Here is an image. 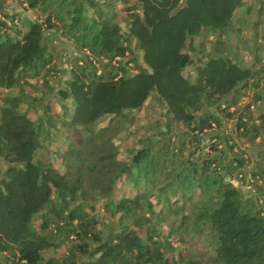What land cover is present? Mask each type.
I'll return each instance as SVG.
<instances>
[{"label":"trees","instance_id":"obj_1","mask_svg":"<svg viewBox=\"0 0 264 264\" xmlns=\"http://www.w3.org/2000/svg\"><path fill=\"white\" fill-rule=\"evenodd\" d=\"M7 1L0 0V264H264V188L255 199L228 180L248 175L254 188L264 181L229 154L234 131L251 141L264 132V92L255 95L253 104H263L250 130V114L221 108L264 85L260 49H243L255 59L243 67L227 44L249 12L245 1L133 0L122 10L126 31L114 0H20L42 15L35 20L6 11ZM58 35L74 54L69 78L56 87ZM206 35L212 40L197 50ZM193 53L205 60L192 79L184 71ZM116 57L126 61L115 67ZM150 97L165 104L167 130L119 159L118 138ZM222 117L235 121L234 131H224ZM211 123L216 131L204 134ZM172 198L190 210L180 206L163 236L157 226Z\"/></svg>","mask_w":264,"mask_h":264},{"label":"rangeland","instance_id":"obj_2","mask_svg":"<svg viewBox=\"0 0 264 264\" xmlns=\"http://www.w3.org/2000/svg\"><path fill=\"white\" fill-rule=\"evenodd\" d=\"M115 1V10L117 12V22L119 23L122 30L126 31V21H125V13L122 11L125 7H128L131 5V2L133 0H114ZM247 7L245 9H249V12L244 14H241V18L243 23H239L236 27L240 28V31L237 33H232L229 37V41L227 44L228 47L231 48L232 52L236 54L235 59L238 64H240L243 67H252L255 59L254 55L251 53H248L244 51L245 49H250L252 51L259 50L257 55L261 58L262 63H264V44L262 35L264 33V0H244ZM260 5H263V12L262 15L259 16L257 9ZM5 10L9 13H16L20 16H23L25 18H29L31 20H35L38 17H41L42 15L38 13L37 11H30L27 10L25 5H22L20 0H8L5 3ZM245 11V10H243ZM85 17L87 20H90L94 14L91 9H86L85 11ZM42 18V17H41ZM40 19V18H39ZM255 23H260L258 27L254 28L252 27ZM256 32V34H255ZM58 40V41H57ZM212 40V38L208 35L200 37L196 39L194 46L197 50L201 49V45H207L209 41ZM54 45L57 46L56 49L53 50L51 47L52 54L54 55L55 63L54 66L57 70V73H51L54 76V85L62 86L64 81H66L69 78V70H70V62L72 55L74 54V45L73 42L68 39V37L65 36H57V39L54 41ZM244 49V50H243ZM231 52V53H232ZM205 56L208 53L205 49ZM192 55L194 64L191 66H188L185 71V76H190L192 79L196 76L195 67L202 63L205 60V57H202V62H200V56L195 57V54ZM198 55V54H196ZM101 65H99L100 67ZM101 68V67H100ZM254 70V68H253ZM99 71L98 73H100ZM263 82L261 84L260 89H252L250 87L247 92V99H240L238 98V102L240 103L239 109L243 113H248L252 117V122L248 123L247 128L252 127L254 124L259 125V115L262 107V102L259 105H254V99L255 95L257 93L264 92ZM249 105V106H248ZM208 112L215 113V108H208L206 109ZM133 117V123L132 126H130V130L124 131L118 138L119 146H120V155L119 159L127 158L128 151L131 148H134L137 145V142L139 140L146 139L148 137H155L158 132H163L167 130V124H168V118L166 116V106L165 104L159 103L155 100L154 97H150L143 107L139 110H136L132 112ZM223 119V128L230 132L235 127V121L232 119H228L226 117H222ZM180 127H175L171 125L170 131L175 132L179 131ZM249 128L248 130H250ZM234 131V130H233ZM69 133V132H68ZM233 141L236 144L237 148L233 149L232 154L229 153L231 156H235L237 159H244V167L240 170L242 172H248V174L252 172H262L264 173V132L260 133L259 136L251 141L250 140V134L247 135H238L234 131L232 134ZM60 141L67 143L64 141V139H60ZM240 149L242 151H246L245 154L242 155L240 153ZM204 152V151H203ZM54 152L52 151L50 156H52ZM59 161L56 163V166H59ZM0 168L3 169V162L0 160ZM239 171V170H238ZM237 171V172H238ZM235 172L234 174H236ZM264 188V181L261 180L256 183L254 192L248 193L244 191V189L239 188L241 192L246 196H253L255 199H262L261 191H258L259 189L263 190ZM174 201V202H173ZM176 201V202H175ZM172 207L170 209L163 210L161 216L163 217L162 222L157 226L162 233L163 236L168 235L169 231V224L175 221V218L179 219V217H176V214L178 213L179 207L181 206L183 211L188 212L190 210V204H183L181 200L172 198ZM177 219V220H178ZM182 233V231H180ZM177 235H179L177 232H175L171 239L172 241H175ZM174 239V240H173ZM60 253H64L65 250L62 249L59 251ZM46 256H50V252L46 253Z\"/></svg>","mask_w":264,"mask_h":264},{"label":"built area","instance_id":"obj_3","mask_svg":"<svg viewBox=\"0 0 264 264\" xmlns=\"http://www.w3.org/2000/svg\"><path fill=\"white\" fill-rule=\"evenodd\" d=\"M87 55L88 52H86ZM92 59V58H90ZM126 61V59H123L121 57H116L113 61H112V65L117 67L119 62H123ZM93 64H95V61H93ZM97 67H99V64L96 65ZM133 64L129 63L127 64V69L129 70V73H134V68H133ZM120 77V75H119ZM242 99H247L246 97L242 98ZM240 106V103H238V106H230L227 107L226 105H222L221 108L222 109H228L229 112L234 113L237 111V108ZM225 128V127H224ZM217 129L216 125L214 123L210 124V127L206 130H204V134L208 135L210 133L215 132ZM224 131H226L224 129ZM209 144L208 141H204L202 142L203 145V151L206 152L208 151L207 149V145ZM228 180L236 187V188H242L244 189V191L248 192V193H253L254 192V180L248 176V175H242V174H237V175H233L232 178H228Z\"/></svg>","mask_w":264,"mask_h":264}]
</instances>
